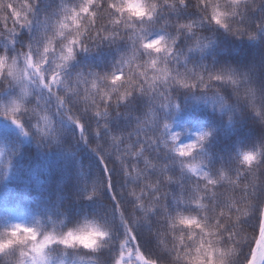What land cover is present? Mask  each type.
<instances>
[{"label":"snow or ice","instance_id":"snow-or-ice-1","mask_svg":"<svg viewBox=\"0 0 264 264\" xmlns=\"http://www.w3.org/2000/svg\"><path fill=\"white\" fill-rule=\"evenodd\" d=\"M138 5L143 15L130 11L128 0H57L47 12L40 0H0V93L13 92L0 100V117L25 137L52 140L57 118L74 124L102 168L84 198L109 193L120 227L86 219L58 232L39 220L11 223L0 228V264H73V256L105 248L111 264H264V142L212 167L202 153L215 130L201 128L185 142L171 122L180 96L214 98L226 85L264 125V94L246 76L187 62L208 47L207 27L264 37V0ZM22 32L30 39L18 46ZM102 46L118 53L108 70H72L79 53ZM141 97L146 106L135 114L130 109ZM121 116L133 117L129 127H113Z\"/></svg>","mask_w":264,"mask_h":264},{"label":"trees","instance_id":"trees-1","mask_svg":"<svg viewBox=\"0 0 264 264\" xmlns=\"http://www.w3.org/2000/svg\"><path fill=\"white\" fill-rule=\"evenodd\" d=\"M56 4L57 0H40V10L50 11ZM202 31L208 35L210 43L202 52L189 53V66L206 70L233 69L246 76L258 94H264V37L258 40L238 38L211 27ZM27 39H30L29 33L22 32L17 45L23 46ZM117 55L116 48L108 46L79 53L72 70H108ZM219 87L220 96L214 98L182 95L177 100L180 108L171 110L173 128L182 133L181 139L185 142L193 138L196 130H215L202 153L212 167L228 166L238 149L264 142V125L259 118L247 105L236 100L230 87ZM12 94V90L2 92L0 100ZM48 103L54 107V101ZM145 106L146 101L141 97L130 111L139 114ZM24 121L25 127H30V114L25 115ZM132 122V116H121L113 120L112 125L124 129ZM56 127V140L35 134L25 137L10 120L0 117V228L15 222L33 224L39 220L45 229L59 232L86 219H98L112 224L114 231L119 232L114 209L107 203L111 200L109 193L104 192L92 200L84 198L102 175L97 154L80 140L71 122L57 118ZM89 140L94 143L95 136L90 134ZM141 239L146 248H152L153 242L146 234ZM60 258L62 254L58 253L57 259ZM72 259L73 263L111 264V250L79 253ZM7 264H12L11 260Z\"/></svg>","mask_w":264,"mask_h":264},{"label":"clouds","instance_id":"clouds-1","mask_svg":"<svg viewBox=\"0 0 264 264\" xmlns=\"http://www.w3.org/2000/svg\"><path fill=\"white\" fill-rule=\"evenodd\" d=\"M128 7L129 10L132 11L135 15H143L145 12V9L142 7H139L138 0H128ZM89 243H94V239H89Z\"/></svg>","mask_w":264,"mask_h":264},{"label":"rangeland","instance_id":"rangeland-1","mask_svg":"<svg viewBox=\"0 0 264 264\" xmlns=\"http://www.w3.org/2000/svg\"><path fill=\"white\" fill-rule=\"evenodd\" d=\"M58 260H61V258L60 259H58ZM73 264H92V263H88V262H74Z\"/></svg>","mask_w":264,"mask_h":264}]
</instances>
